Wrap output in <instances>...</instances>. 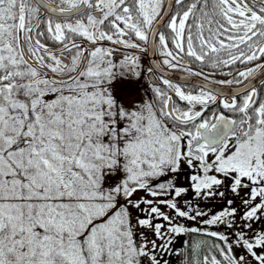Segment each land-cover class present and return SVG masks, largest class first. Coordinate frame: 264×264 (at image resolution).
<instances>
[{
	"label": "snow or ice",
	"instance_id": "obj_1",
	"mask_svg": "<svg viewBox=\"0 0 264 264\" xmlns=\"http://www.w3.org/2000/svg\"><path fill=\"white\" fill-rule=\"evenodd\" d=\"M258 75L264 0H0V264H264Z\"/></svg>",
	"mask_w": 264,
	"mask_h": 264
},
{
	"label": "flooded vegetation",
	"instance_id": "obj_2",
	"mask_svg": "<svg viewBox=\"0 0 264 264\" xmlns=\"http://www.w3.org/2000/svg\"><path fill=\"white\" fill-rule=\"evenodd\" d=\"M53 6H55V5H53ZM45 42L49 45V47H53L54 46V43L51 42V41H45ZM77 42L78 43L81 42L80 38H77ZM84 43H85V46H87V42H84ZM108 43L109 42L104 41L105 45H107ZM124 54H125L124 52L116 53L115 54V58L118 60ZM162 59H163V57H161L159 55V53L153 54V52H151V51H149L147 53H144V54H141V63H142V66H143V69H144L145 73H146V70H147V68L149 66H152L154 63H157V62L161 61ZM249 66H251V65H249ZM192 67L194 68V70L198 71L203 66L194 64ZM164 70H165V72H167L168 77L170 79H172L174 82L178 83V84H184L185 83V79L184 78L186 77L187 78V83L189 85V90H192V86L195 85L197 82H202V83L204 82L202 80V77L188 76V74L186 72H183L181 70H171V69H166V68ZM230 70H232V69L214 70V69H211V68H204L205 72L213 73V75L211 77L212 80H227V79H231L232 78L231 76L223 74V73H226V72H228ZM261 78H264V77L259 76L258 79L254 80V84L259 85V80ZM255 81H257V82H255ZM149 82L150 81H149L147 75H142L141 78L139 79V81H136L140 96L142 98H147V97H145V89L147 88V85H148ZM157 83H159L158 80H157ZM211 86L213 88H217V89L223 88L226 93L228 92L229 87H231V88L237 87L236 85L222 86V85H218V84H212ZM261 91L264 92V89H262ZM150 96H151V92L149 91L148 92V97H150ZM181 103H183V102H181ZM215 107L219 108V105H216ZM219 110L220 111H224L223 109H219ZM182 260H183V257L180 260V263H182Z\"/></svg>",
	"mask_w": 264,
	"mask_h": 264
},
{
	"label": "trees",
	"instance_id": "obj_3",
	"mask_svg": "<svg viewBox=\"0 0 264 264\" xmlns=\"http://www.w3.org/2000/svg\"><path fill=\"white\" fill-rule=\"evenodd\" d=\"M219 202H215L212 205V210L213 211H218L219 208L216 206L218 205ZM184 223H187L191 226H198L196 225L195 222H190V221H182ZM255 227L256 229H264V220L261 223H255ZM211 230H218V231H223L224 228L223 227H213ZM209 238L203 235H197V234H191V235H181L179 237H177L172 245V248L174 249V251H170L166 254V256H168V258H170V261H174L176 262L175 264H186V260H185V256L181 253H184L187 251L186 247H185V241H188L189 243H193L199 240H208ZM237 252H240V249H237ZM181 256V257H180ZM179 257V258H178ZM182 263H180V260L182 259ZM177 258V259H176ZM177 260V261H176Z\"/></svg>",
	"mask_w": 264,
	"mask_h": 264
},
{
	"label": "rangeland",
	"instance_id": "obj_4",
	"mask_svg": "<svg viewBox=\"0 0 264 264\" xmlns=\"http://www.w3.org/2000/svg\"><path fill=\"white\" fill-rule=\"evenodd\" d=\"M113 87H114V94L125 104H128L130 101H134V100L139 101L142 99L136 81L134 79L125 80L118 78L116 81H114ZM261 222H263V220L256 223H261ZM163 259L167 260L169 264L176 263L174 261L171 262L170 258H168V256L166 255H164Z\"/></svg>",
	"mask_w": 264,
	"mask_h": 264
},
{
	"label": "water",
	"instance_id": "obj_5",
	"mask_svg": "<svg viewBox=\"0 0 264 264\" xmlns=\"http://www.w3.org/2000/svg\"><path fill=\"white\" fill-rule=\"evenodd\" d=\"M259 78V76H257V78L256 79H258ZM255 82H257V81H255ZM253 83H254V81H253Z\"/></svg>",
	"mask_w": 264,
	"mask_h": 264
}]
</instances>
